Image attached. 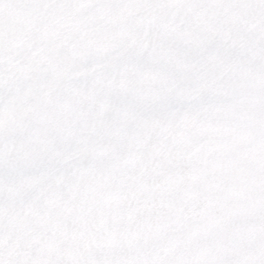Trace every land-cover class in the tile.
I'll list each match as a JSON object with an SVG mask.
<instances>
[{"label":"snow or ice","instance_id":"1","mask_svg":"<svg viewBox=\"0 0 264 264\" xmlns=\"http://www.w3.org/2000/svg\"><path fill=\"white\" fill-rule=\"evenodd\" d=\"M0 264H264V0H0Z\"/></svg>","mask_w":264,"mask_h":264}]
</instances>
